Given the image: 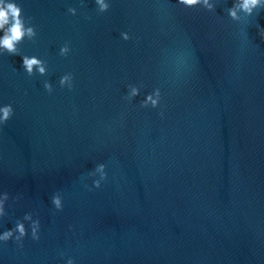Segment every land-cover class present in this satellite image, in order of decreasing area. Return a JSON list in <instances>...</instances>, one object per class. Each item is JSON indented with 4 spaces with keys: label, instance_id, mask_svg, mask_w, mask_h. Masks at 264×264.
I'll list each match as a JSON object with an SVG mask.
<instances>
[{
    "label": "water",
    "instance_id": "obj_1",
    "mask_svg": "<svg viewBox=\"0 0 264 264\" xmlns=\"http://www.w3.org/2000/svg\"><path fill=\"white\" fill-rule=\"evenodd\" d=\"M15 2L36 35L0 47V235L27 234L0 264H264V0Z\"/></svg>",
    "mask_w": 264,
    "mask_h": 264
},
{
    "label": "clouds",
    "instance_id": "obj_2",
    "mask_svg": "<svg viewBox=\"0 0 264 264\" xmlns=\"http://www.w3.org/2000/svg\"><path fill=\"white\" fill-rule=\"evenodd\" d=\"M96 2L101 6V9H107L108 5L104 4L103 0H96ZM180 4L186 5V6H193L201 2V0H178ZM205 4L208 3V0H203ZM260 3V0H242V4L240 5L241 8H243L247 12H251L254 7H256ZM210 6V5H209ZM70 11L74 12V9H70ZM231 15L233 17L236 16L235 10L231 12ZM31 18H25L23 14V10L21 6L15 2V0H0V30L4 31L3 37H0V47L6 49L9 53H17L16 44L20 42L25 36H27L29 39L33 38L36 35V32L34 30V27L31 25L26 26L27 22ZM125 39H127V34H124ZM69 52V46L66 43L64 46L60 49L61 55H67ZM23 67L26 69L27 73L29 75L33 72V67L38 66L39 72L41 74L45 73V67L43 65V62L39 59H37L35 56L29 57L27 55L23 56ZM68 83V86L71 87L72 82V74L68 73L63 75L59 83L63 87L65 83ZM44 88L48 91H52V85L50 82L45 81L44 82ZM136 90L133 89V94H135ZM148 100H152L151 95L148 96ZM153 106L157 104L156 100H152ZM13 107L11 104H6L3 107H0V122H6L11 118L13 115ZM163 115V113H161ZM105 168V165L103 163L99 164L95 171H102ZM94 172L90 173V175H93ZM104 176L106 173L103 174ZM94 184L96 187L100 186V181H94ZM6 198V197H5ZM52 203L55 205L57 209H62L61 205V199L60 197L54 196L52 199ZM3 213V201H0V214ZM26 219L30 218L29 216L25 217ZM40 227L39 220L33 222V226L31 229L32 237L33 239H39L38 230ZM16 231L19 234L15 235L16 241H21L22 238L27 234V231L24 227V225L17 224L16 229L12 230L9 229L3 233V235H0V240L2 241H8L10 238H12L13 232ZM68 264H73V261L70 259L68 261Z\"/></svg>",
    "mask_w": 264,
    "mask_h": 264
}]
</instances>
